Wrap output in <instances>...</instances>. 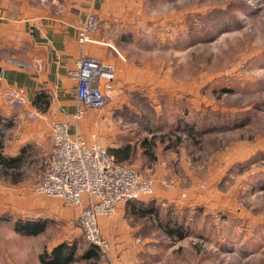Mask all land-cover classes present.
Masks as SVG:
<instances>
[{
  "label": "rangeland",
  "instance_id": "obj_1",
  "mask_svg": "<svg viewBox=\"0 0 264 264\" xmlns=\"http://www.w3.org/2000/svg\"><path fill=\"white\" fill-rule=\"evenodd\" d=\"M152 3L142 0L139 14L133 4H123L118 10L116 26L122 25L120 20L124 26L128 16L138 17L139 31L143 26L147 30L142 39L126 32L115 34L121 39L119 49L128 52L126 58L146 64L154 73L151 92L156 100L163 93L164 106L153 111L151 124L142 129L139 122L143 121L135 117L132 108L122 111L125 121H114L111 130H144L135 138L134 130L112 139L99 125L85 129L81 127L84 118L77 125L80 135L108 151L118 144L129 146L131 141L133 151L120 163L151 180L152 195L143 198L146 203L154 196L155 182L148 177L150 171L143 172L140 166L145 164L141 144L154 137L150 160H155L166 151L160 142L166 144L167 140L162 137L176 132L174 142L177 134L187 136L191 126L207 129L198 136H204L203 146L192 147L193 158L201 160L200 168H194L197 178L193 187L200 195L195 197L202 201L192 204L194 210L183 209L177 214L167 204L156 205L163 215L171 209L177 221L183 220L185 236L171 242L154 231L150 221L141 222L135 228L148 251L141 254L140 264H264V0H156V7H151ZM141 13L154 20L144 22ZM157 13L164 22L155 21ZM176 108L180 115L172 119L169 115ZM99 113L87 112L94 118H99ZM208 137H215L212 144L205 142ZM1 139L11 141L12 134L0 133ZM172 142L168 145L176 155L177 144ZM9 147L6 144L5 148ZM36 165L24 169L14 184L10 177L0 175V264H41L39 255L58 246L73 252L72 264H93L91 259H81L90 245L73 224L79 209L35 193L43 169L41 155ZM165 183L171 184L170 188ZM159 185L166 192L174 189L172 182ZM128 205L124 204L130 212ZM17 220L40 222L45 230L33 236L15 234Z\"/></svg>",
  "mask_w": 264,
  "mask_h": 264
},
{
  "label": "crops",
  "instance_id": "obj_2",
  "mask_svg": "<svg viewBox=\"0 0 264 264\" xmlns=\"http://www.w3.org/2000/svg\"><path fill=\"white\" fill-rule=\"evenodd\" d=\"M57 1L62 8L60 13L56 11L52 0H46L43 4L39 0H0V133L12 134L11 141L4 143V139H1L0 143L8 156L14 158L21 154L22 158H26L23 170L36 165L40 155L43 161L44 153L52 148L51 126L54 123H61L65 115H72L75 112L76 82L69 78L68 71L74 67V63L82 53L88 57L107 61L115 67V75L113 100L104 110H100L99 118L88 115L87 111L81 127L93 130L99 125L100 130L107 131L105 135L111 136L112 139L124 137L126 133L134 130L133 138H135L144 130H131L130 127L126 128L128 131L111 130L112 123L125 121L122 111L130 107L135 111L133 112L135 117L143 121L139 122L140 126L135 123V127L139 126L142 129L146 123L151 124V120L155 117L152 116L153 111L159 110L166 101L163 93L158 94L159 100L153 96L151 88L154 87L156 80L154 73L147 70L148 66L132 62L126 58L128 52L124 54L119 49L121 46V39L117 36L119 32L134 34L133 37L137 39H142L140 38L142 32H147L145 26L142 27L141 32L139 31L141 25H137L138 17L128 16L123 20L124 26L121 20L122 25L116 26L119 8H122L123 4L126 5L125 7L133 4L132 9L135 14H139V9L141 11V7L144 6L142 0L131 3L128 0ZM155 1L153 0L151 7H156ZM90 14L97 16L100 21L98 33L95 35V39L100 43L87 44L81 49L77 42L76 31ZM140 15L144 22L154 20L145 13ZM154 15L155 21L159 23L165 21V18L162 19L163 17L158 13ZM115 31L118 33L115 34ZM36 60L41 62V69L35 66ZM13 87L25 91L26 105L10 107L6 103L4 94L7 89ZM40 95L43 97L39 100L37 97ZM148 110L153 113H149ZM175 112L169 115L170 118L174 119L180 115L179 112ZM156 113V117H160V113ZM30 114L35 116L31 117ZM169 116H165L167 120ZM78 124L73 125L70 129L71 133L78 131L80 134ZM177 135L180 143H177L176 151L174 150L176 155L172 154V147L166 148L170 145L168 143L173 141L172 135L166 144L164 141L160 142L165 146L163 150L166 151L161 157L156 156L155 160H150V155L145 152L147 146L141 144L143 149L141 161L145 164L140 165L143 172L150 171L151 175L148 174V177L155 182L154 196L150 201H155V205L161 204L160 207L167 204L176 211V214L183 209L185 212H190L194 210L192 204L202 201L195 197L199 193L197 194L196 188L193 187V182L197 178L193 176L194 168H200L201 160L193 158L189 138L186 135ZM95 136L92 134V139H95ZM83 139L89 144H99L86 137ZM130 143L131 141H128L127 145ZM6 144L10 145L9 150L5 148ZM120 145L112 146L110 150L119 149ZM132 151L133 149H130L129 155ZM23 170H21L22 174ZM163 181L174 183V189L168 192L161 190L159 183ZM141 222L144 221L140 218L135 219L123 204L116 208L110 218H100L98 224L101 232L112 247L107 261L98 260V264H140L141 254L148 251V244L139 239L141 237L135 228L141 225ZM14 232L22 235L15 230ZM67 250L71 252L69 248ZM71 254L73 256V252Z\"/></svg>",
  "mask_w": 264,
  "mask_h": 264
},
{
  "label": "built area",
  "instance_id": "obj_3",
  "mask_svg": "<svg viewBox=\"0 0 264 264\" xmlns=\"http://www.w3.org/2000/svg\"><path fill=\"white\" fill-rule=\"evenodd\" d=\"M52 1L60 13L59 1ZM99 24L98 17L90 14L77 28L81 49L87 44L100 43L95 39ZM35 66L42 68L39 60L35 61ZM73 66L68 76L76 82V109L50 128L52 148L44 153V169L35 193L77 207L75 228L81 231L87 244L96 248L98 260L107 261L111 246L102 236L99 219L110 218L120 204L144 201L143 198L152 195L153 185L136 168L117 162L103 146L89 144L76 130L71 133L70 129L87 111L103 110L111 103L115 74L114 66L107 61L83 53ZM4 100L10 107L27 103L25 91L16 87L7 89ZM164 186L170 188L171 184Z\"/></svg>",
  "mask_w": 264,
  "mask_h": 264
},
{
  "label": "trees",
  "instance_id": "obj_4",
  "mask_svg": "<svg viewBox=\"0 0 264 264\" xmlns=\"http://www.w3.org/2000/svg\"><path fill=\"white\" fill-rule=\"evenodd\" d=\"M40 97H43L42 95L38 96L39 100ZM187 124V123H185ZM191 126V125H190ZM192 131L187 134V137L189 138V141L191 144V147H202L203 144L202 139L203 137L198 138L199 135L205 134L207 129H195L193 126H191ZM194 130V131H193ZM170 135L166 138V140L170 141V136L173 134L169 133ZM199 139V140H198ZM205 142L212 144V141H214L215 137H208L205 138ZM154 137H152L149 141L145 140L142 145L147 146L145 152L148 155H152V148L154 147ZM172 142V141H170ZM211 142V143H210ZM172 143H180V138L177 137L174 142ZM214 144V143H213ZM3 146L0 143V175L1 176H7L10 177L9 181L11 183L18 182V178L20 174H22L23 167L26 163V158H22L21 154L13 157H10L8 155H4L3 153ZM166 148H171L170 145ZM131 146H126L124 148L119 149H112L109 150V153L114 156L116 161L125 160L129 156ZM14 177V178H13ZM128 207L130 209V213L136 218H140L145 222L150 221V227H154V231L158 230L166 238H169L171 242L180 239L185 236L184 230V223L183 220L177 221L176 216L171 215V209H168L167 212H165L163 215L161 211L159 210V207L154 205V202H146L143 201H130L128 203ZM148 220V221H147ZM14 230L16 232L21 233L24 236H33L41 233L44 229V224L37 222V221H23V220H17V222L14 224ZM97 250L93 246H89L87 250L83 252L81 255V259L89 260L91 259L93 261V264H98V256H97ZM39 262L41 264H72L73 257L71 252H68L67 249L63 248V246L55 247L50 253L43 252L41 255H39Z\"/></svg>",
  "mask_w": 264,
  "mask_h": 264
},
{
  "label": "water",
  "instance_id": "obj_5",
  "mask_svg": "<svg viewBox=\"0 0 264 264\" xmlns=\"http://www.w3.org/2000/svg\"><path fill=\"white\" fill-rule=\"evenodd\" d=\"M0 72H1V69H0Z\"/></svg>",
  "mask_w": 264,
  "mask_h": 264
}]
</instances>
